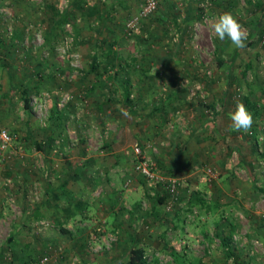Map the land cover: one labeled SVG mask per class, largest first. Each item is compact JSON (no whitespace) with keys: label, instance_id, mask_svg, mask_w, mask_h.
<instances>
[{"label":"rangeland","instance_id":"rangeland-1","mask_svg":"<svg viewBox=\"0 0 264 264\" xmlns=\"http://www.w3.org/2000/svg\"><path fill=\"white\" fill-rule=\"evenodd\" d=\"M142 3L143 0H80L79 10L72 8L71 0H0V86L5 71L10 75L7 86L11 89L7 93L12 91L18 100L20 88L26 83L15 82L18 81L15 71L22 70L26 61L33 64L39 61L42 64L33 65L34 73L39 70L45 74L58 73V88L52 95L50 91H40V96L49 99L55 95L53 108L61 109L59 116L63 119L56 131L62 132V138L69 136L68 141L76 143L69 146L70 153L77 154L76 139L84 135L86 159L82 163L85 166L99 161L106 163L107 159L121 160L122 179L110 183L103 178L98 182L84 179L88 182L86 193L80 195L86 197L88 204L86 264H123L132 244L142 247L150 264H261L264 261V33L257 37L251 28L257 20L264 26V0H157L155 9L133 24ZM65 12L70 17L59 27L55 15ZM224 12L232 13L247 30L245 48L237 49L227 38L220 41L212 34L210 25ZM107 49L117 59L108 69V79L106 75L98 78L89 69L91 56L96 52L98 59L103 60ZM217 57L222 61L220 66ZM94 71L102 70L97 67ZM124 87L129 91L126 106ZM29 93L28 110L11 105L7 114L5 104L9 101L0 92V127L12 136L10 151L19 147L21 154H29L32 144L15 137L10 127L23 126L19 123L27 117L35 133L39 132L38 127L49 125L51 114L55 116L50 110L51 99L44 105L33 91ZM65 95L68 100L58 103ZM243 97H247L249 106ZM68 101L73 104L66 107ZM238 103H243L252 114L254 131L230 130L229 114ZM55 126L53 123L49 128ZM209 135L213 146L222 148L217 150V155L206 154V146L201 152L197 150L203 140L209 143ZM52 145L54 151L50 156L60 151L55 158L61 162L65 150L59 143L57 149L55 143ZM133 145L141 149L153 175L161 178L153 186H147L134 168L138 158L131 152ZM16 154L3 159L0 156L3 167L17 169L20 160L16 161ZM44 163H47L45 159ZM71 163L77 165V158ZM207 168L213 169L216 176L202 180ZM31 170L35 175L39 173L37 168ZM102 174L103 171L90 172L94 179ZM30 176L39 182L46 180L48 173L45 177ZM169 177L178 181L175 200L156 206L157 220L138 222L150 196L143 197L138 209H134L130 205L142 199L133 195L143 193L145 188L153 193ZM23 181L25 178L17 177L12 182L19 186ZM219 182L225 184L223 191L217 189ZM36 183L28 189L31 204L41 195ZM93 183L96 185L91 187ZM203 187L210 188L205 195L208 202L213 199L225 202L231 196L244 199L245 206L221 207L220 202L209 211L197 206L186 210L188 191ZM111 188L121 192V199ZM111 199L121 202L122 230L116 232L99 223L103 215L94 208ZM179 206L182 209L178 218H173ZM249 212L252 219L248 218ZM228 222L234 225L232 231L227 228ZM5 232L0 235V244L5 243ZM90 233L95 238L89 239ZM131 234L134 243L129 239ZM36 235L25 237L29 242L27 251L24 249V254L28 252L27 262L42 264L40 258L48 253L43 264H70L61 258L53 262L58 254L64 255L61 243L65 241L44 233ZM163 243L173 252L162 249ZM225 247L232 255L223 253ZM4 255L6 261L16 263L17 252L7 251ZM72 256L73 264H82L83 255Z\"/></svg>","mask_w":264,"mask_h":264},{"label":"crops","instance_id":"crops-1","mask_svg":"<svg viewBox=\"0 0 264 264\" xmlns=\"http://www.w3.org/2000/svg\"><path fill=\"white\" fill-rule=\"evenodd\" d=\"M29 54V53H27ZM26 54V55H27ZM32 60V59H31ZM36 63V62H35ZM34 63V64H35ZM23 64V63H22ZM32 62L28 63L26 61V65L22 67V70H16L15 71V77L18 78L15 80V82H19V80L23 83H26V85L23 88H20V91H25L26 97H27V107L24 106V98L21 93L19 94V99L16 100L15 94L12 95V91L8 95V75L7 72L5 73V79L2 76V84L0 86V92L3 91V95L7 96V100L9 103L5 104V107L1 106V108H5V111H7V114L9 113L10 106H16L17 108H21L22 110H28L30 108V93L29 91H33L35 93L36 99L38 102L45 103L47 101L50 102V99L53 101L51 104V112H54V115L51 114L48 117V124H55V127L49 128V125H46V127H38L39 132L32 133L31 125L28 123V118L25 117L24 120L19 123L21 125H15V127H10L9 130L13 134H16L15 137L22 138L23 140L27 139L28 144L31 146L33 140L41 142V144L47 143L48 139H51L52 142L50 143L49 148H46V151H41L36 149L32 144V151L29 154H21L20 152H17L16 156L14 157L16 161L19 162V165H17V169L10 168L9 166L3 167L2 159L0 160V235L6 230L5 232V243L0 244V264H14L9 263L6 261L4 253L7 251H14L17 252V259L15 264H34L31 263V261H26V254H24V249L27 251V246L29 245L28 240H25V237L28 238V235H32L33 233L37 234H47L48 236H58L57 238L59 241H65L64 243H61L63 245L64 255L63 258L57 257L56 261H53L54 263L59 262L60 258L70 262L75 259L71 258V255L74 253H78L80 255H83L85 257L82 258V264H86V243H85V236H86V212L88 211V208L86 209V206L88 204L86 203V197L84 195H80L81 193H86V184H88L87 181L94 180V182H98L100 179H104L105 181L113 182L112 180L117 181L121 177V171L124 170L122 167L121 160L117 158H113L112 160H105L106 163H102L99 161L96 164H86V166L82 163V160L86 159V142H85V136H79L77 140V154L70 153L71 149L69 146H73L76 143L70 142L68 140L70 137H64L62 138V132L56 131V128H58L60 121V112L61 109H56L55 111L54 107V96L50 97L49 99L43 98L40 96V91H46V92H52L51 95L54 93L55 88H58L57 82H58V73L56 72H49L44 73L42 70H39L38 73H34V65ZM42 64L39 61H37L36 65ZM40 66V65H39ZM107 74H101L103 77ZM117 74V73H116ZM12 76V75H11ZM109 76V75H108ZM34 82V83H33ZM10 83V81H9ZM33 83V84H32ZM84 87V86H83ZM19 91V92H20ZM78 91V90H77ZM85 93V92H83ZM57 104V103H56ZM73 102L68 101L65 106L68 107L72 105ZM49 106V105H48ZM3 111V109H1ZM56 113V114H55ZM58 115V116H57ZM27 116V114H26ZM64 117H67V115H61ZM15 117V116H14ZM13 117V118H14ZM51 117V118H50ZM16 118V117H15ZM9 122V121H8ZM8 122H6V125L8 126ZM11 123L14 121H10ZM2 123V122H1ZM25 127V130L22 131V128ZM29 127V130H28ZM210 130L212 127H209ZM28 130V131H27ZM215 131V129H214ZM21 136V137H20ZM12 137V136H11ZM211 135H209L208 139L210 140L209 143H207L205 140H203L202 143H199V147L197 150L200 152L202 150H205L204 147L206 146L205 153L210 155H217V150L221 151L222 148H217L216 145L213 146V141L211 140ZM12 139V138H11ZM75 142V139H73ZM52 143H55L56 145L59 143L62 145L63 150H65V153L62 156V161L60 162L58 158V152L55 156H50L51 153H53V147ZM70 143V144H69ZM64 145L66 146V149L64 148ZM242 149V146H239ZM58 148V145L56 149ZM50 153L48 154V152ZM73 151V150H72ZM57 152V151H56ZM15 154V153H14ZM111 154V153H109ZM53 155V154H52ZM71 155V156H69ZM24 156V157H23ZM53 157V159H52ZM57 157V158H55ZM48 158V159H46ZM73 158H77V165H74L71 163V160ZM41 159V164H38V161ZM44 159L45 162L44 163ZM109 160V162H108ZM43 161V163H42ZM33 162V163H32ZM38 166V167H37ZM31 168H37L39 169V173L34 174V171L31 170ZM112 168L114 170L112 171ZM93 171H103V176H94L96 179H94L92 176H90V172ZM107 171V175H105ZM113 172V174L109 173ZM28 172H32L31 174H27ZM12 173L14 176H12ZM48 178L46 180L41 181H33V178L29 175H33L35 177L39 176H47ZM86 175H85V174ZM88 173V174H87ZM120 174V175H119ZM7 175V176H6ZM115 177H113V176ZM6 176V177H3ZM12 176V177H10ZM87 176V178H86ZM118 176V178L116 177ZM120 176V177H119ZM25 178V181H23V185H15L16 183L12 181H16V178ZM86 179V180H84ZM143 179V178H142ZM172 179V178H168ZM138 181V180H137ZM39 184V189L41 190L40 199L35 201V203L31 204L29 202V190L31 185L35 183ZM92 182V181H91ZM142 182V181H141ZM36 183V184H37ZM80 183H82L80 185ZM162 184V182H160ZM77 184V185H75ZM113 184V183H112ZM144 184V180H143ZM96 184L93 183L91 187H94ZM139 185V184H138ZM225 184H222L219 182L218 190L223 191V187ZM75 187H77L75 189ZM116 188H111V192L118 193V197L121 192L114 191ZM205 192L209 194L210 188H205ZM88 191V190H87ZM146 191V189H145ZM214 190L211 192L213 193ZM162 194V191L160 192ZM84 196V197H83ZM134 198L142 199L140 201H136V203H132L130 205V208L134 206H139L140 202H142L144 199L143 197H148L145 192L138 193L136 192ZM117 198V197H116ZM230 199L225 200V202H222L221 207L226 206H245L243 203L244 199H239L236 197L229 196ZM146 201V200H145ZM124 202V201H122ZM138 202V203H137ZM120 201H113L112 199L108 202L106 201L105 204L102 207H95V211L103 215V218L99 220V223H103L106 227V225L109 226L111 230L115 229L114 231L122 230V222H121V215L120 214ZM142 204V203H141ZM133 205V206H132ZM129 208V207H128ZM252 212V211H251ZM251 212L248 213V218L252 219L253 215ZM112 214H114V217L112 218ZM95 217V216H92ZM251 217V218H250ZM91 219V218H90ZM44 220L48 223V226L41 227L38 225V221ZM93 220V219H91ZM138 222H141V220H137ZM149 221V220H147ZM146 224V223H145ZM48 230L49 233H45L43 231ZM62 237V238H61ZM134 237V235H130V241ZM135 239V237H134ZM165 243L162 244V249H170L165 248ZM130 242L128 243V246H130ZM139 245V244H138ZM33 248V247H32ZM55 251V249H53ZM170 251V250H169ZM76 256V255H75ZM63 260V261H64ZM70 260V261H69ZM264 262V261H263ZM263 262L261 264H263Z\"/></svg>","mask_w":264,"mask_h":264},{"label":"trees","instance_id":"trees-1","mask_svg":"<svg viewBox=\"0 0 264 264\" xmlns=\"http://www.w3.org/2000/svg\"><path fill=\"white\" fill-rule=\"evenodd\" d=\"M71 5L72 8H77L79 10L82 9L81 5H80V0H71ZM69 13L65 12L63 15H55V22L57 23V25L60 27L61 24L67 19ZM255 27L251 28V32L254 35H257V37H259L261 34L264 33V26L263 24L257 20L256 24L254 25ZM259 34V35H258ZM104 59L103 60H99L98 55L96 54V52H94V54L91 56V65H90V72H94L93 75L96 77H100L101 74H107L108 69L113 67V62L115 59H117V56L115 55V53H113V51L111 49H107L105 50V54H104ZM218 65H221V59H219V57L216 58ZM97 67L101 68V72H95L94 70L97 69ZM108 75H106V78L108 79ZM20 93L24 96V106L27 107V97L25 94V91H20ZM128 95H129V91L126 87H124V92H123V99H124V105L126 106L127 103L129 102L128 99ZM244 102H246V104H248V99L247 97H243ZM250 104H248L249 106ZM211 106V105H210ZM164 108V107H162ZM156 109H158V107H156ZM210 125L213 126V121H210ZM255 125L252 124V131H254ZM255 136V135H254ZM254 141L257 142V139L255 137H253ZM52 142L51 139H48L47 143L41 144V142L38 141H34L32 142L33 146L41 151H46V148L48 149L50 146V143ZM143 179H145V177H143ZM157 183V181H156ZM159 183V182H158ZM178 183V181H177ZM180 185V182H179ZM145 186V184H144ZM157 187H159V190H155L152 193V190H149L147 188L146 191L144 190L145 194H147V196L149 199L147 200V204H145V207L143 208V211L141 212V215L139 216V219L141 221H143V223H145L147 221V219H150L151 221L157 220L159 218V214L157 211V205L162 204L164 205L166 203V200L169 197V191L168 188L166 190L167 187V181L162 182V186L157 185ZM161 188V189H160ZM204 188V189H203ZM202 189H194V190H189L186 197H185V209L186 210H193L195 206L197 207H204V209L206 211L211 210L212 208H215L217 206H219L220 202L219 201H215V199H211L212 201L208 202L205 200V195L207 194L205 192V187H203ZM178 189V187H177ZM162 191V194H160V192ZM208 202V203H207ZM212 202V203H211ZM138 205L134 206V209H138ZM212 207V208H211ZM182 209V206L176 207V210L174 211L173 214V218H178V211ZM135 210H133L134 212ZM137 211V210H136ZM213 211V210H212ZM216 225V224H215ZM227 228L229 229V231H232L234 228V225H232V223L228 222L227 224ZM89 239L91 237L95 238L94 233H90L88 235ZM130 237V236H129ZM130 239V238H129ZM134 237H132L131 239V243H134ZM93 241V240H92ZM221 241H223V238H221ZM136 245V244H135ZM132 244V247L130 246L129 248V252L127 254V258L125 260V262L123 264H150L148 262V260L146 259V256L144 255L143 251H142V247L141 246H135ZM173 252V251H170ZM223 253L226 256L232 255V252L230 249H228V247H225V251H223ZM48 254V253H47ZM63 255L59 256L61 258ZM264 264V262H263Z\"/></svg>","mask_w":264,"mask_h":264},{"label":"built area","instance_id":"built-area-1","mask_svg":"<svg viewBox=\"0 0 264 264\" xmlns=\"http://www.w3.org/2000/svg\"><path fill=\"white\" fill-rule=\"evenodd\" d=\"M157 4V0H143V3L139 9V12L137 14V17L134 18V22L135 20L140 18V17H145L147 16L149 13H151ZM132 26V24H131ZM68 96H64V99H60V101L58 103L61 104V102L64 101V103L68 100ZM10 146H11V135H9L8 131H6L4 128L0 127V156L3 159L4 157L8 158L11 154L17 153L20 151V148L18 147V149H16V151H10ZM131 152L132 154L137 157L138 159L136 160L135 163V170L137 172H139L141 174L142 177H145L146 180V184L147 186L150 185H154L155 182L159 179L161 180L160 177L158 176H154L153 173L151 172L152 168L149 165V163L147 162V159L144 157L141 149L137 146V145H133L131 147ZM203 176H202V180H204V178L206 177L207 180L213 179L216 176V172L213 169H205L203 171ZM168 188L169 191V197L166 201V205L170 204L171 202H173V200H175L176 198V194H177V182L175 178L172 179H167V187L166 190ZM262 216L264 217V213H262ZM38 225L41 227H46L48 226V223L44 220H40L38 221ZM49 256L43 255L39 262L42 263L44 261H46L48 259Z\"/></svg>","mask_w":264,"mask_h":264},{"label":"clouds","instance_id":"clouds-1","mask_svg":"<svg viewBox=\"0 0 264 264\" xmlns=\"http://www.w3.org/2000/svg\"><path fill=\"white\" fill-rule=\"evenodd\" d=\"M210 28L212 34L220 41H224L227 38L237 49L246 47L248 32L232 13L224 12L219 14L210 25ZM229 115L232 122L230 130L249 132L253 124V116L243 103H238L235 111Z\"/></svg>","mask_w":264,"mask_h":264}]
</instances>
